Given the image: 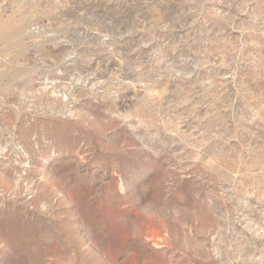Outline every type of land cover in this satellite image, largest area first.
<instances>
[{
	"label": "rangeland",
	"instance_id": "374dc122",
	"mask_svg": "<svg viewBox=\"0 0 264 264\" xmlns=\"http://www.w3.org/2000/svg\"><path fill=\"white\" fill-rule=\"evenodd\" d=\"M0 264H264V0H0Z\"/></svg>",
	"mask_w": 264,
	"mask_h": 264
}]
</instances>
